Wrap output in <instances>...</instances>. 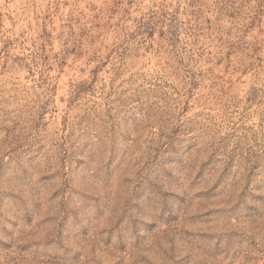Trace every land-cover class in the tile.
Here are the masks:
<instances>
[{
	"label": "rangeland",
	"instance_id": "374dc122",
	"mask_svg": "<svg viewBox=\"0 0 264 264\" xmlns=\"http://www.w3.org/2000/svg\"><path fill=\"white\" fill-rule=\"evenodd\" d=\"M0 264H264V0H0Z\"/></svg>",
	"mask_w": 264,
	"mask_h": 264
}]
</instances>
